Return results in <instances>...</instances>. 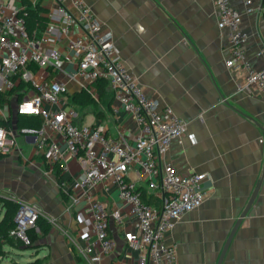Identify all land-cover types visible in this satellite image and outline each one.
<instances>
[{
  "label": "crops",
  "instance_id": "crops-1",
  "mask_svg": "<svg viewBox=\"0 0 264 264\" xmlns=\"http://www.w3.org/2000/svg\"><path fill=\"white\" fill-rule=\"evenodd\" d=\"M38 2L48 22L51 1ZM85 2L104 29L112 31L120 57L144 92L161 106L170 105L187 123V132L173 141L162 155L161 165L172 163L185 175L207 174L203 204L185 213L166 233V242L177 249L175 264H218L232 232L220 264H264V100L256 90L240 89V78L226 65L229 35L218 25L216 0ZM231 3L243 15L247 58L259 70L264 67L263 0H252L254 10L249 13L241 0ZM46 26L39 25L35 37L41 38ZM42 45L72 55L62 42L46 41ZM64 69L75 70V63L66 61ZM58 76L67 83L65 96L89 88L99 101L97 81L87 84L83 78L54 72L50 79ZM106 91L102 99L110 95L111 100L114 90L109 81ZM31 93L29 86L9 93L0 116L14 121L17 101ZM104 103L86 106L103 107V117L98 118L90 110L80 114V122H100L107 135L134 143L140 131L134 117L121 106L116 113L115 98L109 108ZM18 142L21 155L6 154L0 159V198L10 194L16 201L36 204L52 223L48 233L39 235L28 255L18 262L45 258L47 264H90L77 252L78 246L86 244L89 217L79 204L71 206L70 198L58 186L60 165H50L35 151L34 136L21 135ZM61 163L69 165L70 176L81 175L82 166L69 151H64ZM129 177L147 197L153 196L152 206L157 207L159 199L162 201L161 180L156 187H150L139 178L135 167ZM95 197L108 204L120 202L116 186L109 193L101 190ZM4 213L0 202V220ZM109 232L118 245L103 263L138 264L139 251L126 242L114 222ZM3 249L0 264L11 263L14 256L8 253L10 249L21 251L10 244L3 245Z\"/></svg>",
  "mask_w": 264,
  "mask_h": 264
},
{
  "label": "built area",
  "instance_id": "built-area-1",
  "mask_svg": "<svg viewBox=\"0 0 264 264\" xmlns=\"http://www.w3.org/2000/svg\"><path fill=\"white\" fill-rule=\"evenodd\" d=\"M50 1L46 29L37 38L27 28L29 4L24 0H0V110L5 102L2 99L20 89L24 82L30 84L32 93L18 101L16 114L43 118L39 127L7 129L0 125V159L6 154L21 155L18 138L24 135L35 137L34 149L46 162L60 165L58 186L70 198L71 206L79 204L89 217L86 244L78 246L77 252L90 264H104L103 260L117 248V240L109 232L111 222L123 231L126 242L139 251L138 264H175L177 249L166 242V233L185 213L199 208L206 196V173L185 175L172 163L161 165L160 159L173 141L187 132V123L170 105L161 106L144 92L120 57L112 31L104 29L85 0ZM241 1L246 12L254 10L252 0ZM30 3L40 6L38 0ZM216 5L218 25L227 29L229 35L230 56L226 65L240 78V89L256 90L264 100V67L255 69L247 58L248 35L242 29V13L231 0H216ZM260 9L264 12V0ZM46 41L64 43L72 55L45 48L42 42ZM66 61L75 63L76 69L66 71ZM53 72L83 78L87 84L108 79L118 103L113 110L119 113L121 106L140 127L135 142L107 135L100 122H80V113L65 96L67 83L60 76L50 79ZM64 147L80 162V176H70L69 165L61 163ZM134 167L150 187H156L161 180L160 207L143 200L142 192L129 177ZM114 186L118 188L119 203L108 204L95 197L101 190L109 193ZM8 197L14 199L10 194ZM17 202L15 228L10 235L29 245V232L39 231L38 220L44 214L36 204ZM2 259L0 255V262Z\"/></svg>",
  "mask_w": 264,
  "mask_h": 264
},
{
  "label": "trees",
  "instance_id": "trees-1",
  "mask_svg": "<svg viewBox=\"0 0 264 264\" xmlns=\"http://www.w3.org/2000/svg\"><path fill=\"white\" fill-rule=\"evenodd\" d=\"M25 3H28V9L26 11V19H27V28L32 37L36 35V31H38V26L42 25L45 26L47 24V17H45L43 14H41L42 8L39 6L33 7V5L30 3V0H24ZM107 81H109L106 78H100L97 80L96 85L99 90V101L97 100L94 95L88 91L84 90L82 92H78L73 94L72 96L69 97V103L83 116L84 114H87L89 110H93L96 112V115L98 118H101L104 116L103 112V107H86L89 105L92 106H97L99 102L106 103V108H109L110 105H112L115 95L111 96V100H108L110 95L107 96V99L105 97V100L102 98L107 94L106 92V84ZM27 84L22 82L20 84V89H23ZM30 86V84L27 85V87ZM11 93V92H10ZM20 97V95L18 96ZM20 100V99H19ZM2 101H6L5 98L2 99ZM104 103V104H105ZM18 101L16 103L17 107ZM16 107H14V112L16 114ZM93 108V109H92ZM111 108V107H110ZM83 113H82V112ZM43 121V118L40 115H35V114H17V117L14 121H12L11 117L10 118H4L0 116V125L4 126L7 129H12V128H20L23 126H35L39 127L41 126ZM56 166V165H55ZM59 166V165H58ZM58 172H60V166L58 168ZM143 200L152 205V199L153 196L147 197L144 193H142ZM1 204L5 208V213L0 220V255H4V249L3 245L5 244H10L12 246H18V243L14 242L13 239L19 240L23 245V241L20 239L13 237L10 235V231L15 228V214L17 212L19 203L15 201L13 198L5 197V198H0ZM162 204V201L159 199V202L157 204V207H160ZM43 220V221H41ZM38 224L41 226L40 231L42 232V236L44 237L49 229H50V223L46 219H42V216L38 220ZM33 230V229H31ZM30 230V232H31ZM29 232V233H30ZM30 236V235H29ZM30 244L25 245L26 247H30L33 244L32 238L30 237ZM37 261L32 262L30 264H35Z\"/></svg>",
  "mask_w": 264,
  "mask_h": 264
},
{
  "label": "rangeland",
  "instance_id": "rangeland-1",
  "mask_svg": "<svg viewBox=\"0 0 264 264\" xmlns=\"http://www.w3.org/2000/svg\"><path fill=\"white\" fill-rule=\"evenodd\" d=\"M18 96V95H17ZM93 109V108H92ZM91 110V109H90ZM89 110V111H90ZM12 113H13V109H12V111H11ZM82 112V111H81ZM83 113V112H82ZM16 201V200H15ZM17 202V201H16ZM42 219H46L48 222H49V219L44 215V216H42ZM41 221H43V220H41ZM49 223H51V222H49ZM52 224V223H51ZM41 226L39 225V228H40ZM29 235H30V237L32 238V241H35L36 240V238L40 235H42V232L41 231H39V232H36L35 230H32L30 233H29ZM13 241L14 242H16V243H18V246H16L17 248H19L21 251H18V253H15L14 252V250L13 249H10V251L8 252L9 254H12L13 256H14V258L12 259V261H11V263L10 264H30V263H32V262H35V261H37L35 264H47V260L45 259V258H42V259H36V260H32V261H30V262H18V261H21V259H23L22 257H25V256H27L28 255V251L29 250H31V248L30 247H32V246H30V247H25V246H23V244L19 241V240H14L13 239ZM33 248V247H32ZM26 251L27 253H25V254H20V253H24V252ZM17 260V261H16Z\"/></svg>",
  "mask_w": 264,
  "mask_h": 264
},
{
  "label": "water",
  "instance_id": "water-1",
  "mask_svg": "<svg viewBox=\"0 0 264 264\" xmlns=\"http://www.w3.org/2000/svg\"><path fill=\"white\" fill-rule=\"evenodd\" d=\"M233 234H234V233L232 232L231 235L229 236V238L227 239V242H226L225 248H224V250H223V253H222V255H221V258H220V261H219L218 264H220V262L222 261V258H223V255H224V252H225L226 248L228 247V245H229V243H230V241H231V239H232Z\"/></svg>",
  "mask_w": 264,
  "mask_h": 264
}]
</instances>
